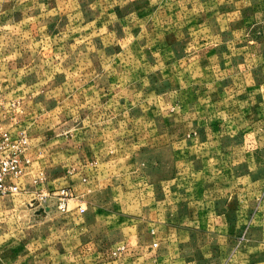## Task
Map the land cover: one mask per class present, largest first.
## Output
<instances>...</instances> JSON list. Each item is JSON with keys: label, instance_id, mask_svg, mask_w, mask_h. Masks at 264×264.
Instances as JSON below:
<instances>
[{"label": "rangeland", "instance_id": "obj_1", "mask_svg": "<svg viewBox=\"0 0 264 264\" xmlns=\"http://www.w3.org/2000/svg\"><path fill=\"white\" fill-rule=\"evenodd\" d=\"M0 132V264H106L134 201L172 222L115 264H264V0H0Z\"/></svg>", "mask_w": 264, "mask_h": 264}, {"label": "crops", "instance_id": "obj_2", "mask_svg": "<svg viewBox=\"0 0 264 264\" xmlns=\"http://www.w3.org/2000/svg\"><path fill=\"white\" fill-rule=\"evenodd\" d=\"M150 204V203H149ZM155 205L149 206L147 208H144V204L141 202L134 201L131 205L126 204V208L132 211V218H128V229L131 230V233H128L129 235L125 236L126 238L120 239V241L114 242V245H111L109 247H106L104 250L101 251L100 255L104 256L107 260L106 264H115L111 259H120V258H126V259H142V258H150V256L154 255V251L152 249L151 243L153 240L156 239H163L165 237L159 236H151L147 235L148 237L144 238L141 234L140 227L145 228L147 230V233L149 234L151 230H156L159 234V228L169 226L171 224V219L166 217H155L151 216V214L155 210H160V204L154 202ZM115 205V204H114ZM87 207L90 206L91 210H93L91 216L95 218L97 221L96 224L101 222H104V217L106 216H114L115 218L123 219L121 217V213H119L120 207L116 206L118 209H115L117 211H109L107 212L108 215H105L106 211H108V207H105V205H98L93 204L92 205H86ZM117 212V213H116ZM129 212V211H128ZM111 214V215H109ZM125 214V213H124ZM127 215H130V213H126ZM126 220V221H127ZM123 222V220H122ZM121 222V223H122ZM120 249V250H119ZM113 251H116L117 257L113 258L110 256Z\"/></svg>", "mask_w": 264, "mask_h": 264}, {"label": "built area", "instance_id": "obj_3", "mask_svg": "<svg viewBox=\"0 0 264 264\" xmlns=\"http://www.w3.org/2000/svg\"><path fill=\"white\" fill-rule=\"evenodd\" d=\"M30 163V143L26 133L0 132V197L15 195L21 191L22 180L30 169ZM68 194L69 190L63 188L57 193L56 205L61 213L68 210L66 199ZM38 199L44 202L43 195H39ZM46 207L49 206L41 203L34 206V210Z\"/></svg>", "mask_w": 264, "mask_h": 264}, {"label": "water", "instance_id": "obj_4", "mask_svg": "<svg viewBox=\"0 0 264 264\" xmlns=\"http://www.w3.org/2000/svg\"><path fill=\"white\" fill-rule=\"evenodd\" d=\"M49 210V207H46L45 209H38L37 211H36V214H41V213H43L44 211H48Z\"/></svg>", "mask_w": 264, "mask_h": 264}]
</instances>
